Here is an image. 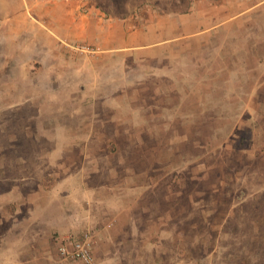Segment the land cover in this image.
Masks as SVG:
<instances>
[{
    "label": "rangeland",
    "instance_id": "obj_1",
    "mask_svg": "<svg viewBox=\"0 0 264 264\" xmlns=\"http://www.w3.org/2000/svg\"><path fill=\"white\" fill-rule=\"evenodd\" d=\"M6 1L0 8V264H56V238L84 233L91 236L95 264H264V5L187 42L175 62L144 65L77 51L30 9L16 21L17 0ZM80 1L85 12L131 24L172 2L145 0L137 11L133 0ZM99 4L114 6L120 17ZM179 67L209 87L214 80V89L203 90L219 100L212 105L208 97L212 116H189L185 108L183 116H94L115 107L90 100L96 78L125 86L141 78L140 69L168 74ZM162 128H175L179 136ZM194 141L210 144L196 149ZM84 160L105 164L101 171L111 169L119 178L122 206L137 221L134 232L108 227L103 234L94 228L97 209L92 216L75 215L80 232H62L58 206L66 205L62 194L77 187L69 177L78 176L76 166L64 164ZM155 160L163 170L150 169ZM148 162L150 168L141 169ZM148 169L151 185L138 175Z\"/></svg>",
    "mask_w": 264,
    "mask_h": 264
},
{
    "label": "crops",
    "instance_id": "obj_2",
    "mask_svg": "<svg viewBox=\"0 0 264 264\" xmlns=\"http://www.w3.org/2000/svg\"><path fill=\"white\" fill-rule=\"evenodd\" d=\"M6 2V0H0V8L3 9ZM16 2L18 5L13 8L20 9V14L15 16V18L17 17L16 21L20 18L23 9H30L33 16L38 20L42 19L46 30L50 29L51 33H49L59 41L67 40L72 44L88 47L94 52L93 55L99 57H96L98 59L104 58L122 64L125 57H129L134 60L133 62L144 65L155 64L161 59L169 58L175 62L176 56L181 55L180 49L187 42L200 41L207 38L208 33L225 29L235 21L245 20V15L264 5V0H195L185 13L149 14L141 23L131 24L128 20L108 18L97 10L85 12L80 0H17ZM16 21L15 23H21ZM193 61L197 67L199 64L203 65L196 59ZM205 67L208 69L207 65ZM121 68L120 66V70ZM140 72L141 78L133 81L132 85L125 86H118L121 82L115 79L98 83L96 78L97 86L90 98L94 105L116 107L131 104L137 107L126 111L122 108H108L107 111L98 114L95 111L94 116H183L184 108L191 111L189 116H198L199 114L212 116L208 97H212L210 99L212 105L213 102L216 103L219 100H214L215 97L211 92L203 90L214 89V80H211L209 87L206 84L207 81L198 80L190 75L185 76L180 67L168 74L158 68L143 71L140 69ZM210 73L213 74L212 71ZM208 76L210 75L208 74ZM210 77L212 78V76ZM194 80H198V84H193ZM105 88H110V90L114 88L116 92L107 94L103 92ZM126 88L130 89L127 94L125 93L127 92ZM81 90L84 89L81 88ZM192 98L194 99L192 100ZM204 99L207 100L206 103ZM224 113L225 110L222 108L219 114L223 116ZM161 131H168L171 136L175 134L179 136L175 128H162ZM197 143L194 141L192 148L208 147L210 141L206 144L199 143L197 145ZM164 146V143L158 145V153L165 150ZM120 163L119 161L114 164L121 165ZM150 163H142L141 169L142 167L150 168ZM152 163L155 166L150 169H156V172L163 170L161 162L158 160ZM64 165H68L69 168L76 166L78 176L69 177L71 180L68 183L75 184L74 181H77V187L74 186L70 191L63 193L62 195L67 197L66 205L58 206L57 215L63 219V225L60 228L63 230L62 232H80L78 229L80 227L76 225L75 215H78L79 219L83 216H92L97 210V221L94 228H99L103 234L106 231L108 233V227L129 229V232H134L137 221L135 222L130 217V213L133 214L134 211L123 208V200L119 197L121 184L116 181L119 178L111 174V169L104 173L101 169L105 164L94 163L91 160ZM150 169L147 172L142 170L138 175L142 179H146V184L151 185L154 183L151 182L153 176L149 174L153 171ZM128 178L125 177L126 180ZM143 188L142 190H144ZM130 189L135 192V189ZM87 204L88 207H85ZM59 219L55 218L54 220L57 229L59 228L57 221ZM73 236L79 237L80 235ZM30 259L29 262L35 261L31 257ZM22 262L20 259V262L17 263L23 264Z\"/></svg>",
    "mask_w": 264,
    "mask_h": 264
},
{
    "label": "built area",
    "instance_id": "obj_3",
    "mask_svg": "<svg viewBox=\"0 0 264 264\" xmlns=\"http://www.w3.org/2000/svg\"><path fill=\"white\" fill-rule=\"evenodd\" d=\"M77 51H86L94 54L92 49L77 44ZM57 241V262L56 264H67L70 262H80L81 264H95L91 249V236L84 233L79 237L63 235L56 238Z\"/></svg>",
    "mask_w": 264,
    "mask_h": 264
},
{
    "label": "trees",
    "instance_id": "obj_4",
    "mask_svg": "<svg viewBox=\"0 0 264 264\" xmlns=\"http://www.w3.org/2000/svg\"><path fill=\"white\" fill-rule=\"evenodd\" d=\"M97 1H101V0H97ZM103 1V0H102ZM108 1H113V0H108ZM134 1V4L137 2L138 6H135L136 10H140L141 8V4L143 1L145 0H133ZM140 1V2H139ZM183 2V6H177L176 5V2ZM195 0H172V2L169 4V7L168 8H161L159 10H156L157 11V14H160V13H163V14H180V13H185L186 11H188L189 7L191 6V4L194 2ZM208 1H217V0H208ZM166 6V4H165ZM99 8H101V10L103 12H105L106 14H111L113 16H116V17H120V14L119 12L117 11L116 8H114V6H110V7H106L105 5H100L98 6ZM114 11H116V13H114ZM133 11L135 12V10L133 9ZM133 12V13H134ZM118 19V18H117Z\"/></svg>",
    "mask_w": 264,
    "mask_h": 264
}]
</instances>
